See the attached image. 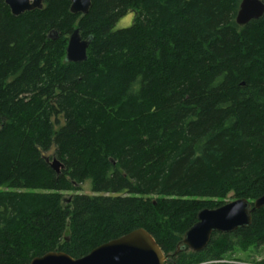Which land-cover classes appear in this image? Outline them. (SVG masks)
Instances as JSON below:
<instances>
[{"label": "trees", "instance_id": "trees-1", "mask_svg": "<svg viewBox=\"0 0 264 264\" xmlns=\"http://www.w3.org/2000/svg\"><path fill=\"white\" fill-rule=\"evenodd\" d=\"M240 1L74 15L45 0L15 17L0 0V264L79 259L138 228L165 264H264V208L201 251L181 243L200 210L264 194V16L237 25ZM76 28L92 42L68 63Z\"/></svg>", "mask_w": 264, "mask_h": 264}, {"label": "water", "instance_id": "water-1", "mask_svg": "<svg viewBox=\"0 0 264 264\" xmlns=\"http://www.w3.org/2000/svg\"><path fill=\"white\" fill-rule=\"evenodd\" d=\"M13 16L41 9L45 0H3ZM70 13L86 15L91 0H69ZM264 16L263 0H241L235 22L244 26L252 20ZM92 37L82 38L76 28L68 37L64 61L79 63L87 60V49ZM59 173L64 166L56 158L49 162ZM264 208V194L252 204L244 198L224 203L215 209L204 208L197 213L196 222L185 232L182 244L192 251H201L209 243L213 233H231L251 223V214ZM177 251V250H176ZM164 255L154 238L142 228L135 229L117 239H113L92 249L87 255L73 259L63 252H48L33 258L29 264H165Z\"/></svg>", "mask_w": 264, "mask_h": 264}, {"label": "rangeland", "instance_id": "rangeland-1", "mask_svg": "<svg viewBox=\"0 0 264 264\" xmlns=\"http://www.w3.org/2000/svg\"><path fill=\"white\" fill-rule=\"evenodd\" d=\"M133 21V14L132 13H127L125 16L121 17L115 24V28H122V27H127V26H130L131 23ZM48 156H51L53 155L52 152H49L47 154ZM82 193H89L91 194V192L89 191V185L88 184H83L82 185ZM72 193L71 192H66L65 193V196H69L71 195ZM229 201H232V200H228L227 202Z\"/></svg>", "mask_w": 264, "mask_h": 264}, {"label": "flooded vegetation", "instance_id": "flooded-vegetation-1", "mask_svg": "<svg viewBox=\"0 0 264 264\" xmlns=\"http://www.w3.org/2000/svg\"><path fill=\"white\" fill-rule=\"evenodd\" d=\"M1 1H3V0H1ZM4 2V1H3ZM5 4V3H4ZM10 10V9H9ZM11 13V12H10Z\"/></svg>", "mask_w": 264, "mask_h": 264}]
</instances>
